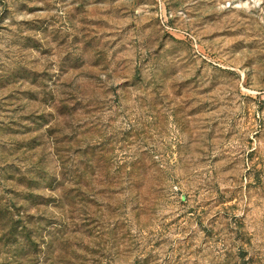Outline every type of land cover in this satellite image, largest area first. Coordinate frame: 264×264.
<instances>
[{"label": "rangeland", "instance_id": "obj_1", "mask_svg": "<svg viewBox=\"0 0 264 264\" xmlns=\"http://www.w3.org/2000/svg\"><path fill=\"white\" fill-rule=\"evenodd\" d=\"M0 264H264V0H0Z\"/></svg>", "mask_w": 264, "mask_h": 264}]
</instances>
